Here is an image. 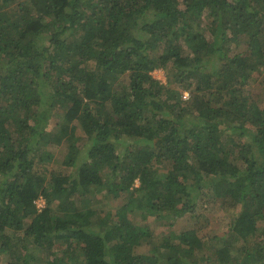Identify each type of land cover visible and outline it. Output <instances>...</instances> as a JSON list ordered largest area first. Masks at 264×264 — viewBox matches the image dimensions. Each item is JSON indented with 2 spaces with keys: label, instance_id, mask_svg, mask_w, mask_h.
I'll return each mask as SVG.
<instances>
[{
  "label": "trees",
  "instance_id": "obj_1",
  "mask_svg": "<svg viewBox=\"0 0 264 264\" xmlns=\"http://www.w3.org/2000/svg\"><path fill=\"white\" fill-rule=\"evenodd\" d=\"M11 1L0 255H16L1 264H264V109L247 93L264 70V0ZM193 196L220 205L225 237L159 225L193 214Z\"/></svg>",
  "mask_w": 264,
  "mask_h": 264
},
{
  "label": "rangeland",
  "instance_id": "obj_2",
  "mask_svg": "<svg viewBox=\"0 0 264 264\" xmlns=\"http://www.w3.org/2000/svg\"><path fill=\"white\" fill-rule=\"evenodd\" d=\"M15 3H18V1L12 0L9 3L8 7L10 8V6L14 5ZM247 45H249L251 47L250 49H254L252 47H257V45H255L254 43H250V44L246 43L245 44V43L241 42V43H239V45H237L238 49H239V52L246 50L248 48ZM255 74H256L255 75L256 80L251 86H249L247 88V93L249 92L248 93L249 96L253 97L252 100L255 101V104H257V102H258L260 107L262 109H264V70L259 72V73L257 72ZM153 76H154V78L156 80L160 81L161 84H163V85H165L167 87L170 86L172 89L175 88V89H178V90H182L181 86H179V84L176 83V79L173 77V71H171L169 74H167L164 70L160 69V70H156L153 73ZM121 81L128 82L129 81V74L125 75V77ZM183 92H184L183 98H186V97L188 98L189 92H185V91L182 90V93ZM212 99H215V97H213ZM76 135L81 137V141L83 139H85V137H86V135L83 134V131L80 128V126L76 130ZM61 162H62V158L56 157L54 165L57 166V167H60L61 166ZM165 168H168V167L166 166ZM157 176H158L157 170H155V171L153 170L151 172V178L153 180H155L157 178ZM193 193H194V191H193ZM193 203H194V205H196L195 211H194L193 214H189V213L185 214V215L182 214L183 216L181 215V217L178 219V221H174V222L172 220L174 218L173 214H168V215H165V216L162 214V218L158 222L159 225L163 226V227H169L174 232H181V230H182V228L184 226L185 227L196 228V229H199V230L201 229L203 234H200V236L204 237L202 239L205 242H208V239H210L213 236L225 237L224 232H225V230L227 228V224L225 223L226 217L223 219V217H224V214H223V216L221 217L222 219L219 217L220 219L216 220V218H215V214L218 213L220 205L216 204V202H214V201H212L211 204H206L205 205V200L199 199V198H197V196H193ZM122 204H123L122 201H120L119 203L115 202V204H113L111 202H108V203H106L104 205V208L105 209H109V210L117 209ZM37 205H38V208L41 210V208L44 207V200L43 199L37 200ZM203 208H210L209 211H211V214L214 215V217H213V219L211 220L210 223L206 222L205 219L207 217L206 218L201 217V212H202ZM156 235H157V233H155V236ZM57 249L58 248H56V250ZM139 251L145 253L146 249H143V248L140 249L139 248ZM9 252L11 253L10 255H9ZM9 252L7 254H6V252H4V253H2L0 255V264L2 263L1 261H9L8 256H10V258H12L14 255H16L15 250L13 252H11L9 250ZM46 253L50 254L51 252H46ZM147 253L150 254L149 250L147 251ZM185 253H186L185 250L181 253V258L182 259H184V256L186 255ZM211 253L213 254V252H211ZM212 254H207V255H212ZM23 256H24V258L30 256L29 251H27V250H26V252L24 251V255ZM53 256L54 255H51V257H53ZM213 256H214L213 260H212L211 256L209 258H207L208 263H210V262L213 263V261L216 259V256L215 255H213ZM149 260L150 261L153 260V261L156 262L158 259L154 258L153 256H150ZM53 264H56V262H54Z\"/></svg>",
  "mask_w": 264,
  "mask_h": 264
},
{
  "label": "clouds",
  "instance_id": "obj_3",
  "mask_svg": "<svg viewBox=\"0 0 264 264\" xmlns=\"http://www.w3.org/2000/svg\"><path fill=\"white\" fill-rule=\"evenodd\" d=\"M187 98V97H186ZM79 126H77V128H78ZM78 138L80 137V136H78V135H76ZM79 139H81V137L79 138Z\"/></svg>",
  "mask_w": 264,
  "mask_h": 264
}]
</instances>
